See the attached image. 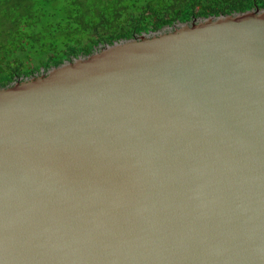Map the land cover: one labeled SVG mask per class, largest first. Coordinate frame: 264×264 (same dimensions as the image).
<instances>
[{"label": "water", "instance_id": "obj_1", "mask_svg": "<svg viewBox=\"0 0 264 264\" xmlns=\"http://www.w3.org/2000/svg\"><path fill=\"white\" fill-rule=\"evenodd\" d=\"M0 264H264V8L0 87Z\"/></svg>", "mask_w": 264, "mask_h": 264}, {"label": "trees", "instance_id": "obj_2", "mask_svg": "<svg viewBox=\"0 0 264 264\" xmlns=\"http://www.w3.org/2000/svg\"><path fill=\"white\" fill-rule=\"evenodd\" d=\"M264 0H0V87L105 44Z\"/></svg>", "mask_w": 264, "mask_h": 264}]
</instances>
